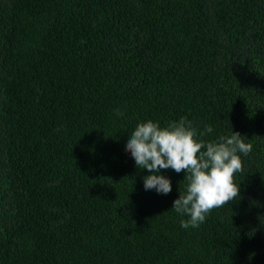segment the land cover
Instances as JSON below:
<instances>
[{
	"label": "trees",
	"instance_id": "obj_1",
	"mask_svg": "<svg viewBox=\"0 0 264 264\" xmlns=\"http://www.w3.org/2000/svg\"><path fill=\"white\" fill-rule=\"evenodd\" d=\"M181 117L253 145L188 229L124 150ZM0 264H264V0H0Z\"/></svg>",
	"mask_w": 264,
	"mask_h": 264
},
{
	"label": "clouds",
	"instance_id": "obj_2",
	"mask_svg": "<svg viewBox=\"0 0 264 264\" xmlns=\"http://www.w3.org/2000/svg\"><path fill=\"white\" fill-rule=\"evenodd\" d=\"M114 112L118 117L123 115L120 109ZM211 132L208 125L198 131L184 117L166 126L149 119L136 125L125 144L124 150L130 153L136 168L149 173L142 178L145 190L167 195L172 191L171 181L160 174L161 170L184 171L185 190L178 191L171 207L187 217L180 221L184 229L199 227L211 210L239 198L234 175L243 172L241 154L247 156L253 150L239 132L232 130L215 140L203 139Z\"/></svg>",
	"mask_w": 264,
	"mask_h": 264
}]
</instances>
